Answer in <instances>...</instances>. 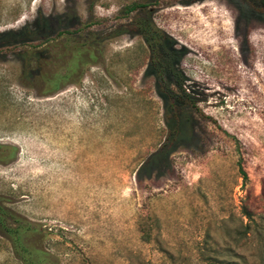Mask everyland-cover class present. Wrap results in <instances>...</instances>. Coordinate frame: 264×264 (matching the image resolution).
<instances>
[{
  "label": "rangeland",
  "instance_id": "obj_1",
  "mask_svg": "<svg viewBox=\"0 0 264 264\" xmlns=\"http://www.w3.org/2000/svg\"><path fill=\"white\" fill-rule=\"evenodd\" d=\"M144 17L196 104L179 98L154 161L174 120ZM0 145L16 148L0 154L2 204L38 228L46 264H260L264 0H0ZM0 264H23L1 231Z\"/></svg>",
  "mask_w": 264,
  "mask_h": 264
},
{
  "label": "trees",
  "instance_id": "obj_2",
  "mask_svg": "<svg viewBox=\"0 0 264 264\" xmlns=\"http://www.w3.org/2000/svg\"><path fill=\"white\" fill-rule=\"evenodd\" d=\"M146 6V4L136 1L124 7L122 9V14L124 16H129L138 10L146 8ZM132 25L135 27V31L141 35L143 43L148 51L146 73L154 78L155 88L165 106V116L167 119L170 118L174 120L173 125L171 123L172 127L170 128L163 144L156 151V154L148 159V161H154L158 156L165 158L168 154L167 148L171 145L173 140L172 138L179 131L181 125L177 118L179 98L185 96L187 102L194 110L196 104L192 99L187 97L185 90L183 89V78L181 77V73L175 68L176 58L166 48L168 39L164 36L162 31H160V29H158L148 17L133 19ZM126 31L127 29L120 27L117 30L115 29L111 36H116ZM28 32V29L24 28L15 36L17 38H22L26 36ZM21 57H23L24 70L28 72L27 76L30 78L29 67H27L29 66L28 59L29 57L38 59L37 54L34 52L30 53L28 58H24V55L22 54ZM68 76L69 74L60 76V78H66ZM58 88V85H53L50 89L51 93H56L59 90ZM7 148L10 149V156L14 157L16 155V148L13 146L6 147L0 145V154ZM241 173L242 178H245V173L243 171ZM3 199L4 198L0 196V231L10 239L14 253L23 264H46L48 255L33 242L34 237L39 236L38 228L30 221L22 219L4 207L2 204ZM245 215L247 216L248 214ZM8 222L11 224L9 225ZM260 264H264V261H261Z\"/></svg>",
  "mask_w": 264,
  "mask_h": 264
}]
</instances>
